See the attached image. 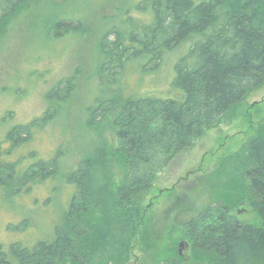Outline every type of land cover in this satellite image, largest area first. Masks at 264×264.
Returning <instances> with one entry per match:
<instances>
[{
    "label": "trees",
    "instance_id": "16d2710c",
    "mask_svg": "<svg viewBox=\"0 0 264 264\" xmlns=\"http://www.w3.org/2000/svg\"><path fill=\"white\" fill-rule=\"evenodd\" d=\"M23 3L0 8V33L7 15ZM130 7L121 28L110 29L98 48L94 79L88 80L90 104L82 106L81 127L101 142L93 148L74 142L75 150L58 142L46 157L38 155V142L32 145L37 130L71 103L77 77L68 79L64 93V81L52 88L40 118L0 140L2 196L10 201L45 186L40 202L48 208L61 197L50 236L0 242V264H127L141 236L140 193L151 189L175 155L264 85V0H141ZM83 28L63 20L53 31L65 36ZM130 74L140 85L149 82L144 93L132 91ZM108 128L112 141L102 136ZM238 158L233 194L203 215L180 210L174 218L196 250L215 253L212 264H264V126ZM116 164L126 171L120 180ZM246 202L259 224L244 223L233 212ZM33 221L26 217L7 230L24 234L37 229ZM169 263L185 264L179 255L163 264Z\"/></svg>",
    "mask_w": 264,
    "mask_h": 264
},
{
    "label": "rangeland",
    "instance_id": "374dc122",
    "mask_svg": "<svg viewBox=\"0 0 264 264\" xmlns=\"http://www.w3.org/2000/svg\"><path fill=\"white\" fill-rule=\"evenodd\" d=\"M16 1L0 0V8L8 9ZM22 1L21 7L14 8L15 13L7 15L0 33V140L12 128L40 118L49 107L47 97L52 88L64 81L61 85L64 93L68 79L77 77L79 88L71 103L64 105L54 121L37 130L38 137L32 145L38 142L40 157L50 156L58 142H70L74 150V142L77 146L88 143V148H93L101 142L100 136L81 127V122L86 120L82 106L90 104L92 89L88 80L94 79L98 48L110 29L121 28L120 20H125L130 6L141 0ZM63 20L70 25L81 22L83 32L55 36L54 24ZM108 38L113 41L115 37ZM96 80L102 83V78ZM127 80L132 91L147 90L149 82L140 85V78L133 74ZM262 126L264 85L253 89L244 101L221 117L217 126L205 131L156 174L151 189L139 195L141 236L137 237L127 264H163L176 255L185 264L213 263L215 253L196 250L187 228H176L174 218L180 210L203 215L216 206L217 200L233 194L239 185L238 155ZM105 130L102 134L105 139H115L111 128ZM114 167L120 180L126 171L122 164ZM38 188L29 196L10 201L0 190V242L50 236L53 212L59 209L61 197L58 196L59 202L54 206L45 207L40 198L47 191L45 186ZM233 212L244 223H260L247 202L236 206ZM26 217L37 222V229L28 228L24 234L7 230L9 224H18Z\"/></svg>",
    "mask_w": 264,
    "mask_h": 264
}]
</instances>
